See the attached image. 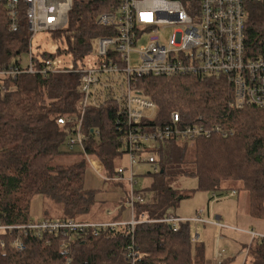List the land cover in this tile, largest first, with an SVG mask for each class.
Returning <instances> with one entry per match:
<instances>
[{
	"label": "trees",
	"instance_id": "trees-1",
	"mask_svg": "<svg viewBox=\"0 0 264 264\" xmlns=\"http://www.w3.org/2000/svg\"><path fill=\"white\" fill-rule=\"evenodd\" d=\"M115 0L96 3L75 1L65 30L53 35L59 45L57 53L40 52L39 60L55 61L59 55L72 57L73 69L80 68L96 49L97 39L110 34V27L98 25L102 13L110 11ZM252 50L264 56V4L253 10L248 24ZM26 27L12 34L0 30V68L11 65L17 56L29 52ZM81 64V65H80ZM139 87L159 109L156 125H164L172 113L187 123L222 126L233 135L214 134L199 138L190 151V142L169 140L153 145L158 172L149 173L150 184L140 190L145 203L137 204L138 220L157 221L176 209L189 197L174 184L182 176L196 178L197 190L221 196L228 181L240 182L249 196L252 217L264 219V110H236L231 102L230 88L220 77L148 78ZM80 75H23L16 92L0 93V225L26 224L34 221L33 205L43 199L42 219L90 222L87 215L97 203V192L85 187L88 160L104 163L106 174L113 177L116 161L122 151L116 130L118 109L91 108L87 113L85 133L90 139L85 151L64 150L69 133L58 124L60 117L76 113L80 98ZM93 130H99L97 137ZM76 160L67 163V159ZM53 201L58 208L48 214L46 205ZM95 222V221H94ZM14 235L0 234V264H130L125 261L132 234L128 227L101 232L90 231L72 235L69 254L61 245L63 234L46 235L42 239L27 236L26 250L11 247ZM137 264H206L204 244L194 242L191 222H183L175 232L170 224L143 222L136 226ZM197 241V240H196ZM245 264H264V239L256 237L245 247ZM226 259L221 264H231Z\"/></svg>",
	"mask_w": 264,
	"mask_h": 264
},
{
	"label": "built area",
	"instance_id": "built-area-1",
	"mask_svg": "<svg viewBox=\"0 0 264 264\" xmlns=\"http://www.w3.org/2000/svg\"><path fill=\"white\" fill-rule=\"evenodd\" d=\"M77 0H0V30L20 33L23 26L29 37L30 64L23 67L13 61L0 68V93L16 92L23 75L50 74L80 75V98L76 113L58 118L69 133L67 149L85 151L90 139L85 133L88 111L105 109L112 103L117 106L116 130L119 131L120 149L129 158V175L119 168L116 179L124 180L126 191L122 203L131 210L125 222L90 223L62 219H35L26 224L0 225V234L14 235L11 247L19 252L26 250L24 239L35 236L63 234L61 250L69 254L72 235L90 231L93 236L101 232L128 227L132 234L125 261L137 264L139 252L135 246L136 226L143 222L170 224L177 232L183 222L207 223L200 212L192 220L171 214L157 221L138 220L136 205L145 203L143 194L136 190L137 165L147 164L159 171L153 145L169 140L194 143L197 139L214 134L233 135L222 126L206 127L187 123L178 113H172L164 125H156L159 116L157 104L139 87L148 78L220 77L230 88L231 102L236 110L256 108L264 110V56L252 50L249 37V20L253 10L264 0H115L110 11L102 13L97 24L110 27V34L97 39L96 49L89 57L95 60L78 69L60 68L51 59L39 60L34 52V39L39 33L61 32L69 23V15ZM96 3L99 0H79ZM173 28V34L164 40L161 32ZM145 41V42H144ZM132 54L138 65L132 66ZM39 59V58H38ZM96 136L99 130H93ZM98 172L104 170L101 160H88ZM232 192L228 195L234 196ZM214 198L219 197L213 194ZM264 239V235L252 233ZM198 240V236L196 237ZM2 249L6 248L3 241ZM218 258L221 253H217Z\"/></svg>",
	"mask_w": 264,
	"mask_h": 264
},
{
	"label": "crops",
	"instance_id": "crops-1",
	"mask_svg": "<svg viewBox=\"0 0 264 264\" xmlns=\"http://www.w3.org/2000/svg\"><path fill=\"white\" fill-rule=\"evenodd\" d=\"M97 159H93L95 162ZM119 160V162H118ZM89 162V161H88ZM129 165V161L127 162V166ZM117 170L119 168L125 169V176L127 177L129 175V166L122 165V157L118 158L116 161ZM106 169L104 166V170L102 172H98L95 170L92 165L89 162L88 169L86 171V179H85V187L88 190H94L97 192L96 196V202L97 205L100 206V208H107L106 217L107 221L99 220V222L91 221V223H109V222H125L131 218V210L124 206L122 203V200L124 199L125 191H126V183L124 180L116 179V174L113 177H109V175L106 174ZM241 187V186H240ZM234 188L230 187L228 185H223V191L220 193V197L216 200V202L211 207L210 201L213 197V194L210 196H207V212L203 213V217L206 218L207 223H204L206 225H209V228L205 227V241L208 242L209 240H215L217 242L222 243L223 239L227 238L229 242L234 243L236 252H232L226 259H232L233 261L231 264H245L246 260L248 258L247 252L245 247L250 245L254 241V237L252 233H256L259 235H264L260 230L264 229L262 226H257V228L254 227L253 222L248 223V225L245 224L241 227H237V225H234L233 223L228 221V217H230L229 214H234L235 216H240L243 219L251 218L256 220V218L252 217L249 212V196L248 194L241 190V188ZM232 192H235L236 194L234 196L228 195ZM241 202L244 203L246 206V211H241L242 206ZM38 211L37 213H33L35 219H42L43 217V199L39 198L36 200ZM223 206L231 207L226 211V209L221 208ZM34 207V206H33ZM202 206H200L201 208ZM202 209V208H201ZM212 209V210H211ZM34 210V208H33ZM226 211V212H225ZM196 213V212H195ZM101 214V213H100ZM172 215V214H171ZM228 215V217H227ZM174 216V215H173ZM175 217L182 218L188 220L189 218L194 217L188 214H182L181 216L175 215ZM259 220V219H258ZM259 229V230H258ZM246 232V233H243ZM247 234L248 236H243ZM210 235V237H209ZM249 235H252V238H250ZM222 254V252H220ZM217 254V253H216ZM211 254H209V257L206 255V264H221L223 263V260H219L217 255L210 257ZM216 257V258H215ZM222 258V256L220 257ZM217 259V260H216ZM208 260V261H207Z\"/></svg>",
	"mask_w": 264,
	"mask_h": 264
},
{
	"label": "rangeland",
	"instance_id": "rangeland-1",
	"mask_svg": "<svg viewBox=\"0 0 264 264\" xmlns=\"http://www.w3.org/2000/svg\"><path fill=\"white\" fill-rule=\"evenodd\" d=\"M174 29L173 28H169V29H165L161 32V37L166 40L167 38L170 37V35L173 34ZM145 42V41H144ZM34 52L36 53H40V52H47V53H51V54H56L57 53V47L59 45V43L54 40L53 35L51 33H39L35 39H34ZM20 61L21 65L23 67H27L30 64V58H29V53H24L21 56H17L14 59L15 61ZM95 60V57H88L86 58V60L84 61V64L89 65L91 64L93 61ZM55 64L56 66L60 67V68H71L72 67V57L69 55H59L56 57L55 59ZM81 65V64H80ZM138 65V57L136 54H132V66H137ZM195 147V144H190L189 148L190 151H193V148ZM64 150H67V145L64 147ZM79 152V151H77ZM122 157V165L127 166V162L129 161L128 156L122 152L121 156ZM76 160V156H72L70 158L67 159V163L73 162ZM119 162V160H118ZM129 166V165H128ZM127 166V167H128ZM135 168V171L137 172V185H136V190H140L143 189L145 187H147L150 184V176H148L149 173L154 172L153 168L147 164H142V165H137ZM225 185H228L230 187H234V188H239L240 186H242V184L240 182H236V181H228L225 182ZM174 186L180 190L183 194H185L186 192L189 191L190 195L189 197L184 198L183 200H181L176 209H173L172 211H170V214L172 215H177V216H181L183 213L184 214H188L194 217L189 218L188 220H192L193 218H195L200 212H207V196H210L209 192L206 191H201V190H197L198 187V180L196 178H186V177H182L180 176L177 179V182L174 184ZM212 195V194H211ZM218 198L214 196L212 197L210 204L211 207L213 206V204L216 202ZM34 210L33 213H37L38 211V206L36 201L34 202ZM200 206H202L200 208ZM241 206L242 209L241 211H246V206L244 205V203L241 202ZM46 209H48V214L51 215V217H54L55 219V213L52 215V211L54 209H57L58 206L56 203H54L53 201L48 202L47 205L45 206ZM100 206L97 205V203L93 206L92 211L90 212L89 215H87V219L92 220V221H96L99 222V220L102 221H107L106 214L107 213V208H100ZM221 208L226 209V211L228 209H230L231 207H227V206H223ZM42 210L44 211V206L42 207ZM212 210V209H211ZM55 211V210H54ZM225 211V212H226ZM196 212V213H195ZM101 213V214H100ZM230 217H228V221L233 223L234 225H237V227H241L245 224L248 225V223L253 222L254 227L257 228V226H262L264 228V219L262 220H254L251 218H242V217H238L235 216L234 214H229ZM206 220V218H204ZM186 220V219H184ZM205 227L209 228V225L203 224V223H198L195 224L194 222H191V228H192V234H193V239L194 242H198L201 244H204L205 247V257L206 255L209 257L215 256L217 255L216 253L218 252H222V258L219 257V260H223L226 259L227 257H231L229 256L232 252H236L234 243L229 242L228 239L222 237V240H224L222 243L215 240H209L208 242L205 241V237L207 236L205 233ZM259 230V229H258ZM262 233H264V229L260 230ZM246 233V232H243ZM198 236V240L196 241V237ZM243 236H248L247 234L243 235ZM250 238H252V235H249ZM210 237V235H209ZM218 257V256H217ZM216 258V257H215ZM217 260V259H216ZM208 261V260H207Z\"/></svg>",
	"mask_w": 264,
	"mask_h": 264
}]
</instances>
